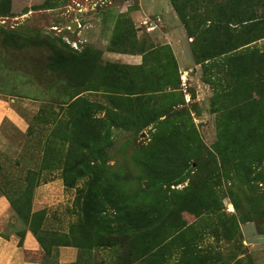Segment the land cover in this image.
<instances>
[{
  "label": "rangeland",
  "instance_id": "1",
  "mask_svg": "<svg viewBox=\"0 0 264 264\" xmlns=\"http://www.w3.org/2000/svg\"><path fill=\"white\" fill-rule=\"evenodd\" d=\"M176 23L180 51L160 32ZM262 34L264 0H0V97L27 123L2 126L0 193L21 227L31 191L14 182L31 168L64 181L30 223L47 251L79 245L74 264H264ZM95 53L115 63L117 79L100 76L153 91H84L89 106L67 107L62 67L76 55L87 81ZM140 203L146 217L175 211L134 226Z\"/></svg>",
  "mask_w": 264,
  "mask_h": 264
},
{
  "label": "crops",
  "instance_id": "2",
  "mask_svg": "<svg viewBox=\"0 0 264 264\" xmlns=\"http://www.w3.org/2000/svg\"><path fill=\"white\" fill-rule=\"evenodd\" d=\"M117 15L116 10L114 21L105 35L108 39H104V41L106 40L107 43L111 39ZM102 26L103 23L100 22V29ZM102 30L106 31L104 26ZM160 32L165 39L170 40V42L173 40L171 44L177 46L180 51L183 46L182 39L185 36V30L181 24H173L165 30L161 28ZM127 56L135 59L130 62H138V55L127 54ZM183 56L185 57L183 64L190 63V55L184 53ZM6 120L21 131L27 128L26 120L16 111L14 106L8 100L0 97V137L4 139L6 138L3 136L2 126ZM63 187L62 178H54L35 186L30 203L31 212L45 209L53 204L51 200H58ZM78 257L79 250L73 245H58L51 251L50 255L46 253L28 226L21 227V221L10 202L6 196L0 193V264H74Z\"/></svg>",
  "mask_w": 264,
  "mask_h": 264
},
{
  "label": "trees",
  "instance_id": "3",
  "mask_svg": "<svg viewBox=\"0 0 264 264\" xmlns=\"http://www.w3.org/2000/svg\"><path fill=\"white\" fill-rule=\"evenodd\" d=\"M116 23H117V21L115 22V25H114L113 31H112V36H111V39L109 40L111 43H112L111 40H112L113 35H114ZM262 36H264V34L260 35L259 37H262ZM79 55L82 56L83 53L82 52L78 53V56ZM97 56H98V54H96V53L94 55L87 54L88 59H91V62L89 61L90 64L87 62L88 61L87 59H84L87 62L86 63L87 66H92V68H93V65L95 66V69L91 70L92 73L90 75V78L87 79V81H85L84 79L73 77L74 63L77 62V60H76L77 56L75 55L74 57H72L70 63H69V57L67 58V56H62L64 58H66V61H68V63H69V65H67L66 67H62V68H64L63 69L64 70V76L69 80L70 87L72 88V91L70 93L71 97L74 95H77L72 100L65 102V103H67L66 104L67 107H71L72 105H74L77 102L81 103V104L86 103V105L89 106L90 104H87L88 102L85 101L86 98L83 95H81L82 92H84V91H89V92L98 91V90H102V88H103V91L107 92V94L114 95V96L116 94H119V93L142 94L145 92H152L153 91V89H147L144 86L138 85V83H136V82L133 84V82L130 80L129 76L126 73H124V76H123L124 78L121 79V81L119 80V82H118L117 80H115V79H117L116 73L113 74L109 70V67L113 68V70L115 69V67H114L115 63L106 62V63L102 64L100 62V59ZM194 57H195V55H194ZM128 66L129 65H127V66L123 65V66H119V68H127ZM142 67L143 66H141V65H134L130 68L136 69V68H142ZM100 74H103L105 77H110L109 75H111V76L114 75L115 79H113V80L110 78L105 79L104 77L100 76ZM140 76H141L140 74L137 75L138 78ZM103 78H104V80H102ZM93 81H94V83H92ZM140 82L144 83V81H140ZM126 83H130L132 85L133 89L130 91L128 90V91L123 92L125 90V84ZM80 108L84 109V107H80ZM42 112H46V110L42 109ZM21 171H22V173H24V175L17 177V180L14 182L15 190L17 191V194L20 197H23L26 194V192L29 190V191H31V197H32L34 187L41 183L40 182L41 181V171L40 170H32L31 168H27V169L25 168ZM42 182H44V180ZM63 184H64V181H63ZM2 194L4 196H6V198L10 202V205L12 206V208L14 209L16 214L18 215V209L15 205V202L10 198V196L7 193L6 194L2 193ZM31 197L29 200V207H28V212H29L30 216L25 221L28 223L26 226H28V228L34 233V235L36 236V238L38 239V241L40 242V244L44 248L45 252L48 254L49 253L51 254V251L50 250L47 251V248H45L44 242H43V240H41V237L37 233L36 229L31 227V223H30L31 221L30 220H32V217H34V215H38V213H40V212H44V210H45V209H41V210H38L35 212H31V207H30ZM165 209L166 210H165L164 214L161 213V211H160L159 212L160 214L158 216L153 215L152 217L151 216L146 217L147 208L144 205H141V203H140L134 209L135 214L132 217L133 225L137 226V225L141 224L142 222H145V221H143L145 219V220L150 222V225L155 226V224H156L155 222L157 220L159 221L160 219H162L166 213H171V211H175V207H172V206H168ZM18 217H19V215H18ZM120 244H124V243H120ZM58 245H73V246H76L77 248L79 247V245H77L73 242H68V241H63L61 243H58L56 245V247Z\"/></svg>",
  "mask_w": 264,
  "mask_h": 264
},
{
  "label": "water",
  "instance_id": "4",
  "mask_svg": "<svg viewBox=\"0 0 264 264\" xmlns=\"http://www.w3.org/2000/svg\"><path fill=\"white\" fill-rule=\"evenodd\" d=\"M73 27L75 26L76 27V23H73V25H72Z\"/></svg>",
  "mask_w": 264,
  "mask_h": 264
}]
</instances>
